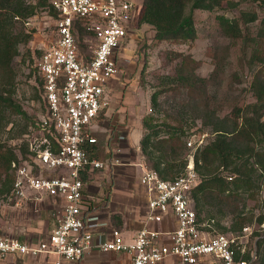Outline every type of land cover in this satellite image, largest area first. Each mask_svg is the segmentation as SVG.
Listing matches in <instances>:
<instances>
[{
	"label": "built area",
	"instance_id": "built-area-1",
	"mask_svg": "<svg viewBox=\"0 0 264 264\" xmlns=\"http://www.w3.org/2000/svg\"><path fill=\"white\" fill-rule=\"evenodd\" d=\"M57 15L56 39L37 61L43 78L46 114L36 123L31 160L17 165L11 197L18 200L53 199L59 218L47 236L27 243L0 230V264L9 257L39 258L51 264H79L93 252H123L130 264H258V251L249 245L251 226L236 236L211 235L202 230L192 198L200 182L194 153L188 155L186 172L164 180L139 163L140 185L146 192L142 227L131 234L126 228L102 220L91 203L86 185L94 172L105 168L90 126L108 108V85L120 72V48L128 37L131 0H49ZM83 30L84 47L79 44ZM120 139H125L121 135ZM188 140L191 149L204 144L205 135ZM116 148L115 152H121ZM112 164L120 163L117 157ZM112 159V160H113ZM83 174L88 180L83 179ZM264 228V222L261 224Z\"/></svg>",
	"mask_w": 264,
	"mask_h": 264
},
{
	"label": "trees",
	"instance_id": "trees-1",
	"mask_svg": "<svg viewBox=\"0 0 264 264\" xmlns=\"http://www.w3.org/2000/svg\"><path fill=\"white\" fill-rule=\"evenodd\" d=\"M224 2L228 9L246 6L240 8L239 15L220 14L217 19L225 37L234 42L242 40L245 56L252 45L249 64L251 67L257 63L260 65L252 75L249 86L255 101L246 106L234 105L228 113L221 115L223 108L217 103L218 96L210 95L208 91L211 83L219 84L220 70L211 77L199 76L196 73L197 61L190 54H179L182 60L177 65L176 76L166 77L167 81L162 85L166 83L169 86H161L163 88L151 96L152 112H155L143 117V134L139 142L144 165L155 170L162 179L174 180L186 172L189 130L179 115L171 116L170 121L159 116L163 113L164 116L171 115L165 114L168 110L162 107L163 103L159 100L161 93L186 88L187 102H178L180 109L176 110L177 114H194V118L201 119L202 125L209 128L211 134L207 143L194 152L200 182L192 192L201 228L211 235L215 231H218L217 234L225 231L240 234L246 226L264 222V0H143L137 19V25L153 27L158 41H194L197 38L194 11H214L223 8ZM41 10H47L51 16L57 15L49 0H0V135L12 123L8 111L30 120L28 112L14 97L13 64L19 53V44L31 38V34L18 30V23L28 21ZM255 22H259V28L257 34L252 35L249 25ZM22 34L25 38H21ZM84 37L85 32L81 30V48L84 47ZM233 77L238 82L242 80L238 73ZM39 79L43 86V78ZM198 94L202 96L201 106L196 102ZM27 127L9 130L13 133L10 138L22 139L19 152L15 146L0 139L1 201L11 197L17 169L13 163L20 166L30 161L28 157L32 153L29 143L22 138L27 133ZM125 141L121 139L120 144L123 145ZM86 147L92 152L98 146L89 144ZM83 179L87 181L88 176L83 174ZM250 199L255 202L252 208H248L247 204ZM229 215L231 224L228 227L217 219L218 216ZM112 220L121 226L120 215L113 214ZM253 235H259L256 242L257 263L264 264V235L258 231H254Z\"/></svg>",
	"mask_w": 264,
	"mask_h": 264
},
{
	"label": "rangeland",
	"instance_id": "rangeland-1",
	"mask_svg": "<svg viewBox=\"0 0 264 264\" xmlns=\"http://www.w3.org/2000/svg\"><path fill=\"white\" fill-rule=\"evenodd\" d=\"M240 8H246V6L228 9L224 2L223 8L214 11L196 9L194 18L197 38L194 41L181 42L156 40L152 26L137 25L141 5L135 4L132 9L131 18L128 21V37L120 48V72L111 80L107 89L110 104L104 115L100 117L99 123L90 126L91 131L98 138V157L106 162V166L94 172L92 179L87 182L86 193L91 195L92 205L98 208L102 216H107L106 218H109L114 226L121 227L112 220V215L118 214L121 216L123 227L130 229L142 227V219L146 211V193L139 183L142 174L139 163H145L139 143L140 136L143 134L142 120L145 115L155 112H152V94L159 88H163L161 86H169L166 83L162 85L167 81L166 77L176 76L177 65L182 60L179 54H190L197 61L196 73L199 76L211 77L220 70L219 84L211 83L208 91L210 95L218 96L217 103L223 108L221 115L228 113L234 105L246 106L255 101L249 86L252 75L260 65L257 63L256 66L251 67L249 64L252 45L248 47L245 56L242 40L234 42L225 37L217 19L220 14L239 15ZM18 24V30L31 34V38L28 42L22 41L19 44V53L13 64L14 97L28 112L30 120L8 111L7 114L12 123L0 135V139L15 146L19 152L18 147L22 139L10 138L13 133L9 130L14 128L16 131L28 126L27 133L22 137L28 143L37 135L38 131L34 129V126L48 109L39 79L42 76L36 64L40 55L55 41L56 29L55 20L47 10H41L28 21ZM249 26L251 34L256 35L259 22ZM21 38L25 36L22 34ZM262 52L264 53V47ZM235 73L241 77L240 82L234 79ZM187 96L186 88L181 90L174 88L161 93L159 100L163 103L162 107L168 110L165 114L171 113V115L164 116L163 113L159 116L168 121L171 116H181L189 130L187 142L188 140L196 142L199 137L205 135L204 144H206L211 134L210 129L202 125L201 119L194 118V114L189 112L186 115L176 112L180 109L178 102H187ZM198 98L197 105L201 106L202 96L198 94ZM121 135H129L127 139H123L126 140L123 145L120 144ZM119 147L122 151L115 152V149ZM188 152L192 154L195 149L191 148ZM112 156L118 157L120 163L112 164L111 161L114 162ZM28 159L31 160V155ZM262 196H264V187ZM247 204L248 208H252L255 202L250 199ZM59 211L58 203L52 199L35 202L8 197L5 201L0 200L1 234H9L28 243L38 242L45 238L55 226ZM256 212L258 213L259 210L257 209ZM218 218L227 227L231 224L230 215L218 216ZM254 231L264 235V228L256 223L251 225L249 245L252 248L259 237V235H253ZM215 232L212 235L217 234L218 231ZM223 233L230 237L239 234L230 231ZM215 263L213 260H206V264ZM165 264H176L175 259L168 260Z\"/></svg>",
	"mask_w": 264,
	"mask_h": 264
},
{
	"label": "crops",
	"instance_id": "crops-1",
	"mask_svg": "<svg viewBox=\"0 0 264 264\" xmlns=\"http://www.w3.org/2000/svg\"><path fill=\"white\" fill-rule=\"evenodd\" d=\"M131 1H133L135 4H140V5H142V3H143V0H131ZM98 123H99V121H98ZM93 134H95V133L93 132ZM123 136H125V138L127 139V137L129 135L128 136L127 135H123ZM141 137H142V135L140 136V139H141ZM139 142H140V140H139ZM99 215H100L102 220H106L109 223L111 222V220L109 218H106L107 216L104 217L101 214H99ZM123 226H124V224L121 225V227L122 228H126L131 234H134L136 232V230H137V229H130L128 227H123ZM31 243H36V242H31ZM18 263H20V264H51L49 258L47 259L46 256H41L39 258H30V257L14 258V257H9L8 259H6L1 264H18ZM79 264H130V258H129V256L127 254H125L123 252H93L91 254L86 255L79 262Z\"/></svg>",
	"mask_w": 264,
	"mask_h": 264
}]
</instances>
